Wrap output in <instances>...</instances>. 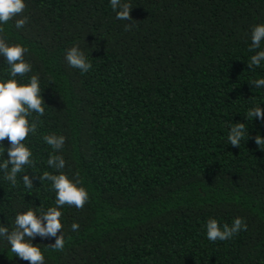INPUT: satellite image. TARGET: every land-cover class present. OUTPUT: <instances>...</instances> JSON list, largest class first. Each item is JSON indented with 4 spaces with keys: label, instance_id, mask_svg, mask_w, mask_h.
Returning <instances> with one entry per match:
<instances>
[{
    "label": "trees",
    "instance_id": "16d2710c",
    "mask_svg": "<svg viewBox=\"0 0 264 264\" xmlns=\"http://www.w3.org/2000/svg\"><path fill=\"white\" fill-rule=\"evenodd\" d=\"M25 2L4 34L28 49L32 71L17 79L38 75L46 105L24 141L35 166L16 186L0 173V222L11 230L16 213L55 205L50 182L27 189L21 177L58 174L43 140L56 133L66 137L62 171L89 199L61 208L62 251L50 247L54 237H35L45 264H264V151L255 143L264 122L247 119L264 108V89L250 84L264 67L248 68L264 0H130L131 30L110 0ZM22 17L28 23L16 29ZM73 44L89 72L65 60ZM7 72L0 57V78ZM246 120L250 138L228 144L229 123ZM212 217L229 225L240 217L247 228L212 242L204 228ZM0 264L29 261L0 240Z\"/></svg>",
    "mask_w": 264,
    "mask_h": 264
},
{
    "label": "clouds",
    "instance_id": "9594fccd",
    "mask_svg": "<svg viewBox=\"0 0 264 264\" xmlns=\"http://www.w3.org/2000/svg\"><path fill=\"white\" fill-rule=\"evenodd\" d=\"M110 6L115 13V18L126 21V29L134 27L131 17L133 5L130 0H110ZM26 8L25 0H0V57L8 65L6 78H0V154L7 158L0 159V173L3 179L10 182L12 186L17 185L18 174L25 173L26 167H34L33 153L31 148L24 142L28 135L35 134L37 124L30 123L29 118L33 113L43 116L45 113L44 99L38 75H31L26 81L18 80L17 77H24L32 71V65L25 59L28 49L19 43H11L4 34L3 25L10 20L20 16ZM28 23V17L15 20L16 29H22ZM250 52L255 54L250 57L248 68L264 67V23L256 24L251 30ZM65 60L72 68L79 69L81 73H87L92 69V63L88 55L81 49L79 44H73L65 52ZM251 85L256 89H264V78L253 80ZM262 104L251 107L247 112V119L260 120L264 122V108ZM246 122H230L228 125V144L240 147V142L247 135L249 129ZM7 138L9 144L4 146L3 141ZM44 142L51 146L47 164L56 170L45 171L42 175L24 174L21 179L27 189L33 188L34 181L50 182L51 189L55 192V205L46 210L39 207H30L23 212L15 214L14 227L10 230L0 222V240H6L10 245L11 252L22 260L29 261V264H45V257L41 248L33 244L37 235L42 238H55L50 247L56 251H62L65 246L63 225L61 222V208L65 205L82 208L89 199L87 189L82 182L76 178H70L62 170L66 161L62 155L57 154L63 149L66 137L56 133L43 136ZM255 143L259 149L264 151V134L257 132ZM72 230L79 228L77 223L72 224ZM207 239L215 242L231 239L241 230H246L247 225L243 219L236 217L231 225L221 223L212 217L204 225ZM60 233L57 235V233Z\"/></svg>",
    "mask_w": 264,
    "mask_h": 264
}]
</instances>
